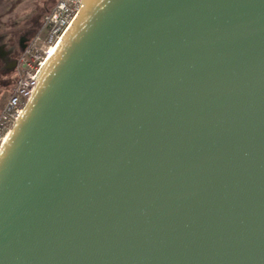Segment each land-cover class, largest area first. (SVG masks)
Here are the masks:
<instances>
[{
	"label": "water",
	"instance_id": "obj_1",
	"mask_svg": "<svg viewBox=\"0 0 264 264\" xmlns=\"http://www.w3.org/2000/svg\"><path fill=\"white\" fill-rule=\"evenodd\" d=\"M36 76L0 264H264V0H81Z\"/></svg>",
	"mask_w": 264,
	"mask_h": 264
},
{
	"label": "built area",
	"instance_id": "obj_2",
	"mask_svg": "<svg viewBox=\"0 0 264 264\" xmlns=\"http://www.w3.org/2000/svg\"><path fill=\"white\" fill-rule=\"evenodd\" d=\"M80 7L81 0H57L20 51L14 87L0 109V150L37 84V73L69 29Z\"/></svg>",
	"mask_w": 264,
	"mask_h": 264
},
{
	"label": "rangeland",
	"instance_id": "obj_3",
	"mask_svg": "<svg viewBox=\"0 0 264 264\" xmlns=\"http://www.w3.org/2000/svg\"><path fill=\"white\" fill-rule=\"evenodd\" d=\"M56 1L0 0V37H2V41L8 42L9 39L24 31L31 32L32 36L40 26L43 16L52 9ZM13 81H15V77ZM2 106L3 103L0 104V109Z\"/></svg>",
	"mask_w": 264,
	"mask_h": 264
},
{
	"label": "flooded vegetation",
	"instance_id": "obj_4",
	"mask_svg": "<svg viewBox=\"0 0 264 264\" xmlns=\"http://www.w3.org/2000/svg\"><path fill=\"white\" fill-rule=\"evenodd\" d=\"M31 36V32L24 31L22 34L3 42L0 37V104L5 103L17 77V59L20 53V46L25 45Z\"/></svg>",
	"mask_w": 264,
	"mask_h": 264
}]
</instances>
